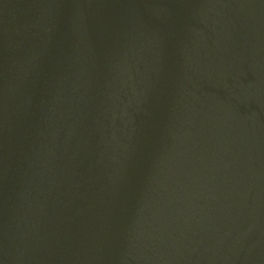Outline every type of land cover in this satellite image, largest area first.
Segmentation results:
<instances>
[{
    "label": "water",
    "instance_id": "1",
    "mask_svg": "<svg viewBox=\"0 0 264 264\" xmlns=\"http://www.w3.org/2000/svg\"><path fill=\"white\" fill-rule=\"evenodd\" d=\"M0 264H264V0H0Z\"/></svg>",
    "mask_w": 264,
    "mask_h": 264
}]
</instances>
